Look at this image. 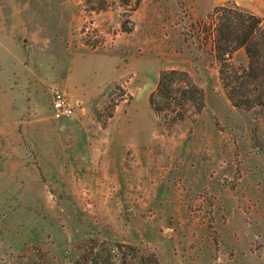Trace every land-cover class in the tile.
I'll list each match as a JSON object with an SVG mask.
<instances>
[{"label": "rangeland", "instance_id": "obj_1", "mask_svg": "<svg viewBox=\"0 0 264 264\" xmlns=\"http://www.w3.org/2000/svg\"><path fill=\"white\" fill-rule=\"evenodd\" d=\"M111 1L89 13L83 0H0V50L10 46L15 63L2 78L21 111L9 138L26 173L17 190L0 182L14 190L0 189V264L34 246L73 264L89 237L147 247L161 264H264V107L231 104L200 23L236 3L142 0L131 12ZM85 25L102 41L95 50ZM233 62L248 63L243 49ZM165 69L188 71L206 92L203 112L173 128L149 102ZM57 90L68 118L52 108Z\"/></svg>", "mask_w": 264, "mask_h": 264}, {"label": "trees", "instance_id": "obj_2", "mask_svg": "<svg viewBox=\"0 0 264 264\" xmlns=\"http://www.w3.org/2000/svg\"><path fill=\"white\" fill-rule=\"evenodd\" d=\"M89 13H100L113 6L111 0H83ZM126 10L135 12L142 0H121ZM131 7V8H128ZM121 30L131 34L135 22L128 11L122 15ZM205 41H211L220 63V80L228 100L238 109L247 111L264 107V17L253 14L237 4L218 5L201 20ZM85 25L83 40L91 49L102 41L93 40ZM99 33V29H94ZM244 50L247 64L236 65L234 55ZM150 106L167 128H173L206 107V92L186 70L165 69L160 73L159 84L150 95ZM115 103L110 104L111 116ZM106 127V124L103 125ZM79 252L73 264H161L158 255L147 247L125 242L89 237L77 243ZM12 264H56L49 251L34 246L33 252L21 253Z\"/></svg>", "mask_w": 264, "mask_h": 264}, {"label": "crops", "instance_id": "obj_3", "mask_svg": "<svg viewBox=\"0 0 264 264\" xmlns=\"http://www.w3.org/2000/svg\"><path fill=\"white\" fill-rule=\"evenodd\" d=\"M218 1V4H224L227 0H215V2ZM239 7L242 9L249 11L253 14H256L258 16L264 17V0H233ZM212 6L211 8H213ZM11 47L2 48L0 50V63H6L7 64L3 67V69L0 70V147L7 148L4 152L9 154L10 161H6L5 163L0 162V182L5 180L15 182V188L16 190L19 189V181L22 179H25V171L23 166V158L21 160V153L22 151H19V141L11 140L9 138L10 132H14V126L10 125L12 123L13 119H19V115L21 113L20 108L17 103L14 101H11L10 95H13L14 88L12 87L11 83L7 86L6 81L4 80L5 77L2 78V73L5 68L11 67L12 71L15 67V63L13 62L12 53H11ZM10 71V74L13 75L14 72ZM11 75L8 76V79L11 78ZM10 81V80H9ZM80 104H83L82 101H78ZM15 158V159H14ZM8 162V163H7ZM35 168H37L35 165H33ZM33 172V168H32ZM21 184L23 185V181H21ZM10 187L9 184H2L0 183V189H7L10 192H13L14 190ZM15 190V191H16Z\"/></svg>", "mask_w": 264, "mask_h": 264}, {"label": "built area", "instance_id": "obj_4", "mask_svg": "<svg viewBox=\"0 0 264 264\" xmlns=\"http://www.w3.org/2000/svg\"><path fill=\"white\" fill-rule=\"evenodd\" d=\"M52 108L56 118L58 119L68 118L74 113V109L68 95L61 90L54 92Z\"/></svg>", "mask_w": 264, "mask_h": 264}]
</instances>
